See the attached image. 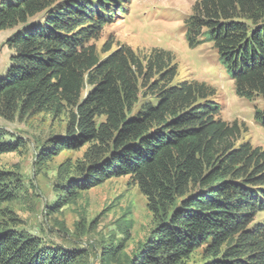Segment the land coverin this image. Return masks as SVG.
<instances>
[{
    "label": "trees",
    "instance_id": "trees-1",
    "mask_svg": "<svg viewBox=\"0 0 264 264\" xmlns=\"http://www.w3.org/2000/svg\"><path fill=\"white\" fill-rule=\"evenodd\" d=\"M125 0H0V31L10 65L0 76V117H66L64 131L40 144L36 164L86 147L57 170L50 213L110 179L129 177L148 200L155 226L129 264H264V149L243 141V123L220 117L216 89L174 82L173 54L141 57L112 41L91 44L119 18ZM191 48L212 42L236 94L264 98V0H195L185 20ZM264 128V107L254 111ZM25 146L0 128V157ZM24 181L0 167V264H81L76 245L18 229L9 205ZM131 223H128V228ZM117 247L103 248L106 259Z\"/></svg>",
    "mask_w": 264,
    "mask_h": 264
},
{
    "label": "rangeland",
    "instance_id": "rangeland-1",
    "mask_svg": "<svg viewBox=\"0 0 264 264\" xmlns=\"http://www.w3.org/2000/svg\"><path fill=\"white\" fill-rule=\"evenodd\" d=\"M14 1V0H11ZM195 0H125L116 21L105 27L93 40L98 50L112 41V50L128 45L141 57L153 48L170 51L178 66L174 82L194 79L213 86L215 101L220 104V117L232 123H243L240 136L264 149V128L256 124L254 111L264 107V98L246 100L235 92L234 80L219 62L212 42L191 48L185 38V20L191 15ZM12 31H0V76L10 65L11 51L5 46ZM66 117L37 113L8 121L0 117V128L13 137H20L25 146L18 152L0 157V167L19 172L24 181L21 197L9 207L18 218V229L59 245H76L86 252L81 264H129L140 245L155 226L148 200L138 187L129 184V177L106 182L80 193L71 204L50 213L48 206L58 195L57 170L66 160H81L86 147L64 150L46 165L36 164L40 144L64 131ZM128 223L131 226L128 228ZM119 248L117 257L106 259L103 248ZM202 252L196 251L182 264H201Z\"/></svg>",
    "mask_w": 264,
    "mask_h": 264
}]
</instances>
